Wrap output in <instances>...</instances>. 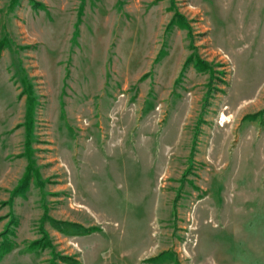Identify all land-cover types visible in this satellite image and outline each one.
Wrapping results in <instances>:
<instances>
[{
  "label": "rangeland",
  "instance_id": "374dc122",
  "mask_svg": "<svg viewBox=\"0 0 264 264\" xmlns=\"http://www.w3.org/2000/svg\"><path fill=\"white\" fill-rule=\"evenodd\" d=\"M2 42L0 264H264V0H0Z\"/></svg>",
  "mask_w": 264,
  "mask_h": 264
},
{
  "label": "trees",
  "instance_id": "16d2710c",
  "mask_svg": "<svg viewBox=\"0 0 264 264\" xmlns=\"http://www.w3.org/2000/svg\"><path fill=\"white\" fill-rule=\"evenodd\" d=\"M34 6L35 7H41L42 5L40 4V3H34ZM3 45H4V43L2 42V43H0V50H1V48L3 47ZM192 59H189L188 60V62H190ZM194 64V66L198 69V70H203L204 68H205V66L203 65H198V63H196V62H194L193 63ZM208 97V96H207ZM27 101H28V107H27V110H26V115L28 116V118L31 116V110H32V105H31V101H30V99H27ZM262 113H264V109L262 110V111H260V112H257V113H254V114H249V115H246L245 117H244V119H255V118H257L258 116H260ZM26 180V179H25ZM23 181V180H22ZM16 190H18V189H16ZM99 230V227H96V226H93V227H88V228H84V233H90V232H93V231H98ZM9 246H10V244L8 245V247L7 248H5V249H8L9 248ZM4 249V250H5ZM156 258H158V257H156ZM156 258H151V259H149V261H151V260H155ZM80 264V263H79Z\"/></svg>",
  "mask_w": 264,
  "mask_h": 264
},
{
  "label": "bare ground",
  "instance_id": "6f19581e",
  "mask_svg": "<svg viewBox=\"0 0 264 264\" xmlns=\"http://www.w3.org/2000/svg\"><path fill=\"white\" fill-rule=\"evenodd\" d=\"M225 118H224V116H223V120H224Z\"/></svg>",
  "mask_w": 264,
  "mask_h": 264
}]
</instances>
